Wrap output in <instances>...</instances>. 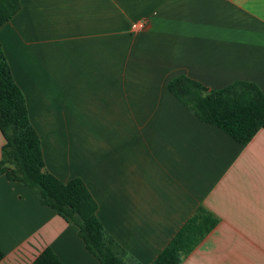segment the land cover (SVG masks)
Returning a JSON list of instances; mask_svg holds the SVG:
<instances>
[{
	"label": "crops",
	"instance_id": "obj_1",
	"mask_svg": "<svg viewBox=\"0 0 264 264\" xmlns=\"http://www.w3.org/2000/svg\"><path fill=\"white\" fill-rule=\"evenodd\" d=\"M19 2L0 43L46 171L84 181L124 263L153 264L202 206L218 224L181 264H264V129L242 145L168 90L186 76L264 94V0ZM4 144L0 131V161ZM78 232L0 176V264L47 247L64 264H101Z\"/></svg>",
	"mask_w": 264,
	"mask_h": 264
},
{
	"label": "trees",
	"instance_id": "obj_2",
	"mask_svg": "<svg viewBox=\"0 0 264 264\" xmlns=\"http://www.w3.org/2000/svg\"><path fill=\"white\" fill-rule=\"evenodd\" d=\"M20 11L19 0H0V29ZM169 92L203 123L216 126L236 142L246 145L264 129V94L254 83L238 81L211 90L186 76L168 83ZM0 131L5 139L0 176L30 188L68 224L79 229L86 250L101 264H125L120 247L97 217L98 204L84 181L62 182L46 171L42 144L30 122L25 96L15 81L0 43ZM218 224L217 217L199 207L153 264H181ZM5 253L0 247V262ZM32 264H64L47 247Z\"/></svg>",
	"mask_w": 264,
	"mask_h": 264
},
{
	"label": "built area",
	"instance_id": "obj_3",
	"mask_svg": "<svg viewBox=\"0 0 264 264\" xmlns=\"http://www.w3.org/2000/svg\"><path fill=\"white\" fill-rule=\"evenodd\" d=\"M147 27L146 21H139L132 24V31L135 33L142 32Z\"/></svg>",
	"mask_w": 264,
	"mask_h": 264
}]
</instances>
